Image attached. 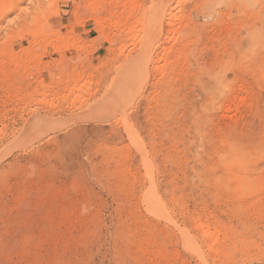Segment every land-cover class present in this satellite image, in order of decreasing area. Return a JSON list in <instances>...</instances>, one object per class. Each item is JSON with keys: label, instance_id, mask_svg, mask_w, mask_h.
<instances>
[{"label": "rangeland", "instance_id": "obj_1", "mask_svg": "<svg viewBox=\"0 0 264 264\" xmlns=\"http://www.w3.org/2000/svg\"><path fill=\"white\" fill-rule=\"evenodd\" d=\"M0 264H264V0H0Z\"/></svg>", "mask_w": 264, "mask_h": 264}, {"label": "bare ground", "instance_id": "obj_2", "mask_svg": "<svg viewBox=\"0 0 264 264\" xmlns=\"http://www.w3.org/2000/svg\"><path fill=\"white\" fill-rule=\"evenodd\" d=\"M128 77L129 76H123L122 77V83L121 84H123V82L124 83H127L129 81V78ZM30 127H32V126H30ZM150 190H151V186H150V188L148 190L145 191V194H148V192ZM145 203L152 210L161 209V206H162L159 197H157L154 194H152V192L150 193V195L147 196V199H146ZM205 234L207 235L208 239H210V242H213L214 241V234H213V232L207 231V233L205 232ZM184 242H186L190 247H193L194 246L191 237H189L187 235L184 236Z\"/></svg>", "mask_w": 264, "mask_h": 264}]
</instances>
